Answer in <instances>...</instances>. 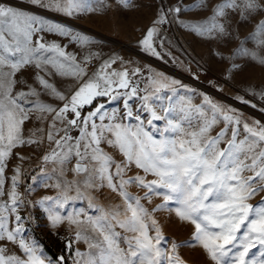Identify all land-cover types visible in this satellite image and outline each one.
<instances>
[{
	"label": "snow or ice",
	"instance_id": "obj_1",
	"mask_svg": "<svg viewBox=\"0 0 264 264\" xmlns=\"http://www.w3.org/2000/svg\"><path fill=\"white\" fill-rule=\"evenodd\" d=\"M116 2L132 6V0ZM108 7L107 0L95 6L93 0H28L26 7L0 0V198L7 197L0 199V264H46L26 236L31 216L20 209L28 206L43 209L53 227L75 228L66 249L86 247L75 249L72 264H186L179 249L196 247L210 264H264V123L163 72L117 69L118 57L89 70L97 54L78 57L45 39L55 34L81 48L91 43L38 10L77 17ZM194 9L210 14L182 19ZM174 23L225 46L237 42L227 55L218 53L226 78L249 66L264 69V0H158L139 41L143 51L161 57L162 26ZM248 24L253 29L241 38ZM196 95L200 103L193 102ZM258 95L264 101V89ZM25 147L40 155L32 183L21 192L22 164L31 157L16 150ZM13 157L21 164L6 176ZM40 187L55 192L29 201L26 193ZM105 188L119 203L98 202L95 193ZM77 201L86 206L77 208ZM163 211L190 225L191 236H165L157 219ZM55 264H65V257Z\"/></svg>",
	"mask_w": 264,
	"mask_h": 264
},
{
	"label": "rangeland",
	"instance_id": "obj_2",
	"mask_svg": "<svg viewBox=\"0 0 264 264\" xmlns=\"http://www.w3.org/2000/svg\"><path fill=\"white\" fill-rule=\"evenodd\" d=\"M10 6L26 7L28 0H4ZM99 0H93V4H97ZM185 3H191L192 0H184ZM216 2V0H213ZM110 5L106 11L81 14L77 17H65L63 15L52 12L38 10L40 14L48 18L70 26L74 31L86 34L90 37L91 43L84 48L78 44L71 43L68 38L59 37L55 34H46L47 41H57L62 45H67L69 52L75 53L78 57H83L89 53L97 54L98 59H94L89 65V70L94 69L104 59L118 57L116 65L117 69L128 68L130 70L140 68L143 75H147L148 69L163 72L164 74L181 80L182 83L196 90V92L208 95L214 101L237 109L249 119H255L264 123V112L260 111L264 107V101L259 99V91L264 89V69L257 66H249L243 72L237 74L235 78H226L225 68L226 63H221L219 52H224L227 55L228 50L235 48L236 41L225 46L224 44L201 38L191 33L187 29L178 24L166 25L160 32V38L164 40L162 47H157L161 53V57L152 56L143 51L139 41L145 34L146 29L152 25L156 17V6L158 0H132V6L122 8L116 0H107ZM62 17L57 19L52 15ZM208 12H198L193 10L186 13L182 19L200 20L208 16ZM69 21H74L82 24L86 29L80 28L76 24H71ZM254 23V22H253ZM235 26V22H234ZM253 29V24H248L240 28V36L243 38ZM159 45V39L157 40ZM198 77V78H197ZM64 83H71L70 80ZM255 89L257 95L253 97L252 90ZM238 97L249 99L257 104L256 108H252L250 104H244ZM194 103L201 102V96L196 95L193 98ZM116 105H110L115 107ZM28 127H32L31 124ZM218 130V129H217ZM215 134V133H213ZM107 151L113 152L112 149L106 148ZM22 155L29 156L31 159L23 162L22 167L26 170L22 177L23 184L19 189L24 192L29 184L32 183L31 176L36 172L32 169L37 164L39 151L33 152L31 148L17 149ZM119 158L118 154L113 152ZM21 164V161L13 157L9 163V168L6 171V176L12 175V169ZM38 171V169H37ZM68 179H73L71 172L67 175ZM9 188V183L5 184V191ZM130 191L136 192L137 189L130 188ZM54 189L36 188L34 191L27 192L26 198L29 201L35 202L44 195H53ZM99 203L104 205L119 203V198L112 194L108 189H103L101 192L95 193ZM0 199H7L3 197ZM259 199V197L257 198ZM159 199H155L154 203H159ZM256 203L255 200L251 201ZM77 208L85 207L84 201H77ZM70 210V209H67ZM67 210H65L66 214ZM94 212V210H89ZM22 216H31V220H25V228L27 229L26 236L30 240H35L42 250V255L46 257V264L51 260L53 264L59 259V256L65 257V264H72V255L75 249L84 250L86 245L83 243H74L72 253L66 249V243L69 237L74 236L75 228L67 222L53 227L47 218V214L43 212L39 206L22 207L20 209ZM157 219L160 221L164 234L167 237H172L177 241L187 239L191 236L192 227L184 222L179 221L175 215H170L167 211L157 214ZM45 245L49 246L55 253L52 256L46 249ZM11 251L18 254L19 250L9 245ZM258 249H254L253 253ZM181 258L186 264H210V261L199 248H181L179 249Z\"/></svg>",
	"mask_w": 264,
	"mask_h": 264
},
{
	"label": "water",
	"instance_id": "obj_3",
	"mask_svg": "<svg viewBox=\"0 0 264 264\" xmlns=\"http://www.w3.org/2000/svg\"><path fill=\"white\" fill-rule=\"evenodd\" d=\"M52 17L57 18V19H61V18H62V17H60V16H58V15H55V14H53ZM69 23H71V24H76V25L80 26V28L86 29L85 26H83L82 24H78V23H76V22H74V21H69ZM61 256H63V255H61ZM59 257H60V256H59Z\"/></svg>",
	"mask_w": 264,
	"mask_h": 264
},
{
	"label": "trees",
	"instance_id": "obj_4",
	"mask_svg": "<svg viewBox=\"0 0 264 264\" xmlns=\"http://www.w3.org/2000/svg\"><path fill=\"white\" fill-rule=\"evenodd\" d=\"M45 249L52 255V256H55V253L54 251L47 245H45Z\"/></svg>",
	"mask_w": 264,
	"mask_h": 264
},
{
	"label": "built area",
	"instance_id": "obj_5",
	"mask_svg": "<svg viewBox=\"0 0 264 264\" xmlns=\"http://www.w3.org/2000/svg\"><path fill=\"white\" fill-rule=\"evenodd\" d=\"M162 28H166V25H163ZM95 64H92V66H94Z\"/></svg>",
	"mask_w": 264,
	"mask_h": 264
}]
</instances>
